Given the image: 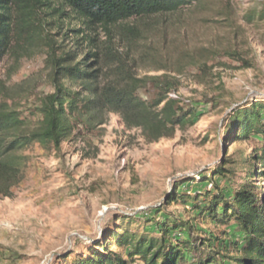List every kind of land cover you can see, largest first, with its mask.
<instances>
[{
    "label": "rangeland",
    "instance_id": "rangeland-1",
    "mask_svg": "<svg viewBox=\"0 0 264 264\" xmlns=\"http://www.w3.org/2000/svg\"><path fill=\"white\" fill-rule=\"evenodd\" d=\"M262 8L264 0H206L173 15L112 26L111 36L121 51L129 38L137 42L135 56L160 58L159 64L138 63L137 74L177 78L173 95L199 104L201 115L192 127L156 143H146L139 130L128 131L118 116L109 115L99 130L74 135L59 150H26L29 162L22 180L11 197H0V264H63L59 258L67 255L71 262L88 256L103 232L119 228L158 236L156 224L167 219L188 221L196 236L217 238L222 245L239 240L233 224L216 228L189 208L164 203L183 179L195 183L177 192L205 186L234 190L253 170L257 142L225 143L223 134L234 109L264 100V19H244ZM45 19L52 39L64 40L67 47L76 37L90 35L99 44L106 42L108 32L88 29L69 11ZM44 59L42 50L32 49L19 60L10 56L0 64V82L19 93L17 107L31 122L37 120L32 114L40 98L51 90ZM204 98L212 101L203 103ZM226 160L231 162L229 176L212 187L200 183V175L208 180ZM120 215L129 220L118 221Z\"/></svg>",
    "mask_w": 264,
    "mask_h": 264
},
{
    "label": "trees",
    "instance_id": "trees-1",
    "mask_svg": "<svg viewBox=\"0 0 264 264\" xmlns=\"http://www.w3.org/2000/svg\"><path fill=\"white\" fill-rule=\"evenodd\" d=\"M205 1L0 0V64L6 57L19 60L32 49L42 50L51 89L40 98L32 114L37 120L31 122L17 107L19 93L0 82V197H11L22 180L29 162L23 154L26 150L33 146L59 150L72 136L99 130L109 115L118 116L126 130H139L148 144L171 139L176 131L192 127L201 115L200 105L170 97L179 87L173 76L140 77L138 63L159 64L160 58L146 53L135 56L132 49L137 42L129 38L128 46L121 51L114 44L110 28L131 19L173 15ZM66 11L88 29L101 27L108 32L106 42L99 44L90 35L76 37L67 47L64 40H53L45 18ZM255 18L264 19V8L257 15L250 12L244 17L247 23ZM210 101L204 98L203 103ZM244 107L232 111L223 134L225 143L257 142L253 170L244 182L234 190L218 186L208 190L205 186L202 191L180 193L176 189L195 183L183 179L164 203L189 208L216 228L233 224L239 240L222 245L217 238L196 236L188 221L167 219L156 224L158 236L114 228L103 232L88 256L70 262L67 255L59 260L63 264H264V186H259L264 179V100ZM230 163L226 160L214 168L208 180L200 175V183L212 187L216 180L225 179L231 172L227 168ZM116 219L129 220L123 215ZM230 245L232 250L227 248Z\"/></svg>",
    "mask_w": 264,
    "mask_h": 264
},
{
    "label": "bare ground",
    "instance_id": "bare-ground-1",
    "mask_svg": "<svg viewBox=\"0 0 264 264\" xmlns=\"http://www.w3.org/2000/svg\"><path fill=\"white\" fill-rule=\"evenodd\" d=\"M171 98H177L175 95L171 94L170 95Z\"/></svg>",
    "mask_w": 264,
    "mask_h": 264
}]
</instances>
